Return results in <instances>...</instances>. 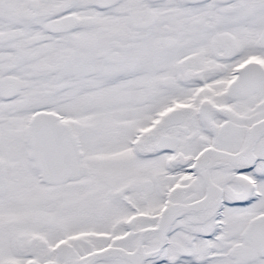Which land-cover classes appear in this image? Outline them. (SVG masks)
Returning <instances> with one entry per match:
<instances>
[{"label": "snow or ice", "instance_id": "6c2138e0", "mask_svg": "<svg viewBox=\"0 0 264 264\" xmlns=\"http://www.w3.org/2000/svg\"><path fill=\"white\" fill-rule=\"evenodd\" d=\"M0 264H264V0H0Z\"/></svg>", "mask_w": 264, "mask_h": 264}]
</instances>
